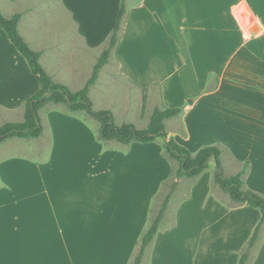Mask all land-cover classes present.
I'll use <instances>...</instances> for the list:
<instances>
[{
	"label": "crops",
	"instance_id": "obj_1",
	"mask_svg": "<svg viewBox=\"0 0 264 264\" xmlns=\"http://www.w3.org/2000/svg\"><path fill=\"white\" fill-rule=\"evenodd\" d=\"M121 1L0 0V11L7 18L20 15L19 32L30 48L40 52V63L53 81L78 91L109 44ZM242 5L252 13L257 32L240 17ZM211 79L214 84L206 90ZM153 87L158 107H182L179 115L165 120L166 126L167 120L172 122L169 137L185 147L187 144L193 153L203 145L216 144L225 148L229 160L248 161L245 185L264 195V0H127L119 40L89 94L93 103L108 100L110 105L101 109L112 110L114 116L120 107L123 115L133 110L140 114L147 111ZM40 88L26 57L0 28V119L8 115L16 118L8 121H23L27 99ZM39 117L44 130L34 140L45 144L41 156L35 161L12 157L0 162V200L16 190L9 179L11 168L37 167L44 172L33 185L35 191L28 195L35 203L30 202L24 221L19 219L18 199L0 201V264H52V260L63 264L57 249L66 247V232L95 230L103 218L100 210L103 212L105 206L95 190L98 171L92 173L100 154L107 155L109 171L114 151L121 154L119 149L130 145L118 141L105 144L112 153H100L99 126L91 125L94 118L82 111L70 112L63 103H47ZM27 139L9 138L0 143V151L20 146ZM122 153L121 166L130 170V155ZM56 165L65 172L72 168L70 176L55 180L48 175ZM53 183L61 188L55 191ZM213 185L219 187L215 181ZM119 186L109 199L112 203L119 192L129 195L125 186L121 190ZM219 191L221 202L215 205L212 201L213 208H222L225 214L245 210L244 205L238 206L244 203L234 202L229 194ZM190 196L191 192L181 205ZM206 196L207 192L203 198ZM207 203L202 205L204 210ZM230 227L246 231L242 235L248 240L245 248L256 226L224 225L222 230ZM24 232V244L27 242L25 247L29 248L25 255L19 252ZM154 241L155 237L150 245ZM138 242L123 250L124 264L131 261ZM116 247L118 252L121 246ZM255 247L246 264H264V243L257 250V239ZM149 261L154 264V252Z\"/></svg>",
	"mask_w": 264,
	"mask_h": 264
},
{
	"label": "rangeland",
	"instance_id": "obj_2",
	"mask_svg": "<svg viewBox=\"0 0 264 264\" xmlns=\"http://www.w3.org/2000/svg\"><path fill=\"white\" fill-rule=\"evenodd\" d=\"M213 81V79L210 80L206 90L210 85L214 84ZM109 105L108 100L100 102L96 99L93 103V108L98 110ZM147 105L146 112L142 111L138 114L133 110L132 112L128 111V115H123L122 112L124 110L120 107L117 116H115V122L121 124L126 121H132L138 128H146L154 108L160 106L157 89L154 87L150 91V99ZM42 117L46 121L44 112L42 113ZM9 119L16 118L5 115L4 118L0 119V126L5 122H9ZM91 120L93 128L96 124L99 126V123L95 119ZM166 122V131L169 133L172 131V122L169 120ZM176 133L180 136L182 135V132ZM34 139L28 138L23 143L21 142L22 145L12 146L14 148H4L0 151V162L12 157H30L34 159L32 161L37 160V157H40L41 153H43L40 150L45 144L39 141L36 143ZM165 142L163 138L158 137L155 141L149 143L133 141L129 143V147L119 149L120 152H125V155H130V170H128L127 166L123 168L121 166L123 164L120 159L123 154L122 152L118 154V150L114 151V160L109 171L106 168L107 155L100 154V162L95 166L92 173L95 174V170L98 171L95 190H97L96 193L99 196L100 204L105 206L103 212L100 210V217L102 216L103 218L95 225V230L66 232V236L64 235L66 247L57 249L59 251L58 257L62 261L61 263L124 264L121 261L123 250L129 248L130 245H134L139 240L131 261L129 259L125 262L126 264H129V261L130 264L134 263L143 234L150 227L165 197L171 191L172 184L177 180L176 173L179 168V162L167 152ZM111 143L118 144L117 141H108L100 138V153H108L110 155L113 150H108V146L104 148V145H111ZM35 145L38 147L35 148ZM184 145L187 147V144ZM221 150V161L226 176L237 173L243 168H246V171H248L249 166L246 167L244 162L237 163L229 160L227 157L228 152L225 148L221 146ZM47 151L48 147H46ZM71 169L67 168V172H65L60 165H56L49 169L47 174L55 178V180H63L60 177H69ZM215 169L216 162L214 159H211L208 167L201 174V178L194 184L193 182L196 180V177L183 176L177 181V186L171 194L164 218L155 236L156 242L154 241L151 245L149 244L150 247L146 249L141 264H148L150 262V255L153 252L154 264H237L239 262L241 251L248 241L242 236L246 231L235 227L222 230V226L240 224L242 228L255 227L261 218V211L258 208L242 204L238 206L242 208L240 206L244 205L245 210L239 211L238 214L240 212L241 214L236 216L238 214L235 212L225 214L222 208H213L212 201L216 205L215 202L218 201L220 203L219 197H222L219 191L221 189L213 185ZM42 171L43 169H38L37 167L21 169L19 171L10 169V173L13 176H9V179L12 181L11 183L16 185V190L9 195L4 194L0 201L7 203L18 199L20 221L26 219L29 204L35 203L34 200H28L27 198L29 194L35 191L33 185L38 180L37 178L44 173ZM76 173L77 176H81L78 172ZM27 182H29L30 186ZM127 182H129V185ZM122 183L125 186V193L129 190V195L124 197L125 195L119 192L118 198L112 203L109 199L112 193L117 191L118 185H120L119 190L122 189ZM84 184L87 187V180ZM52 188L56 191V189L58 190L61 187L58 188V184L53 183ZM190 192L191 196L181 205ZM206 192L209 196L203 198ZM225 193L223 194L224 197L227 196ZM227 198L229 197H225L226 201L228 200L229 202ZM206 202L208 203L204 210L202 205ZM202 221L205 222L204 226L201 224ZM101 229H104V231ZM23 238H26L25 232L24 236H22V244L26 241ZM263 243L264 224L258 237L257 250L260 249ZM25 245H28L27 242L24 246L19 247V252L23 253V255L29 249ZM117 245L121 246L118 252L119 246L116 247ZM255 252L256 247L254 246L250 257ZM165 261L167 263H163ZM52 264H54L53 260Z\"/></svg>",
	"mask_w": 264,
	"mask_h": 264
},
{
	"label": "trees",
	"instance_id": "obj_3",
	"mask_svg": "<svg viewBox=\"0 0 264 264\" xmlns=\"http://www.w3.org/2000/svg\"><path fill=\"white\" fill-rule=\"evenodd\" d=\"M126 1H121L108 46L101 54L91 77L85 86L78 91H71L67 86L53 81L52 77L40 63V52L30 48L20 34L18 29L20 15L16 14L11 18H7L0 11V28L7 33L19 52L26 57L32 72L38 76L41 83L40 90L28 98L25 103L23 121H9L0 126V143L12 137H40L44 127L39 117V111L49 102L63 103L70 112L82 111L96 119L99 122V136L104 140H115L128 144L133 141L149 143L155 141L158 137L163 138L166 141L165 147L167 152L179 162V168L176 173L177 180L172 184L171 191L165 197L150 227L143 234L140 248L133 264L142 263L146 249L154 239L161 221L164 218L171 194L177 186V181L183 176H199L208 167L209 161L214 159L216 162L214 173L215 183L229 194L232 201L247 204L261 211V218L247 246L244 248L238 263L246 264L264 224V195L245 185L244 177L247 173L246 168L230 176H226L221 161L222 150L218 145H203L193 153L187 147L179 144L174 138L169 137L166 131L165 120L179 115L182 112V107L165 109L158 106L155 107L146 128H138L135 124L129 122L118 125L115 122V116L112 110H96L93 108V101L89 94L90 88L97 81L101 68L108 62L112 50L119 40V33L126 12ZM248 165L249 162H245V166L247 167Z\"/></svg>",
	"mask_w": 264,
	"mask_h": 264
},
{
	"label": "water",
	"instance_id": "obj_4",
	"mask_svg": "<svg viewBox=\"0 0 264 264\" xmlns=\"http://www.w3.org/2000/svg\"><path fill=\"white\" fill-rule=\"evenodd\" d=\"M239 15L244 24L249 27L252 32H257L259 27L254 23V17L246 5H242L239 10Z\"/></svg>",
	"mask_w": 264,
	"mask_h": 264
}]
</instances>
